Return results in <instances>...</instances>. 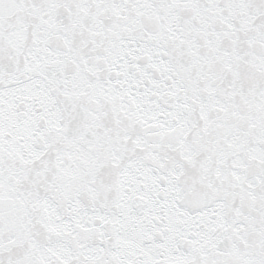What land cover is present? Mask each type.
Here are the masks:
<instances>
[{"label":"snow or ice","instance_id":"1","mask_svg":"<svg viewBox=\"0 0 264 264\" xmlns=\"http://www.w3.org/2000/svg\"><path fill=\"white\" fill-rule=\"evenodd\" d=\"M0 264H264V0H0Z\"/></svg>","mask_w":264,"mask_h":264}]
</instances>
